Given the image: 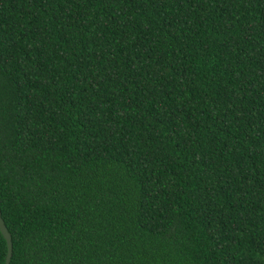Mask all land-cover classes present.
I'll return each instance as SVG.
<instances>
[{
	"label": "trees",
	"instance_id": "obj_1",
	"mask_svg": "<svg viewBox=\"0 0 264 264\" xmlns=\"http://www.w3.org/2000/svg\"><path fill=\"white\" fill-rule=\"evenodd\" d=\"M0 208L10 264H264V0H0Z\"/></svg>",
	"mask_w": 264,
	"mask_h": 264
},
{
	"label": "water",
	"instance_id": "obj_2",
	"mask_svg": "<svg viewBox=\"0 0 264 264\" xmlns=\"http://www.w3.org/2000/svg\"><path fill=\"white\" fill-rule=\"evenodd\" d=\"M0 231L2 235L4 236L6 242H7V247H8V254L6 257V263L5 264H10L13 256V238L12 235L10 234L4 219L2 217V211L0 208Z\"/></svg>",
	"mask_w": 264,
	"mask_h": 264
}]
</instances>
